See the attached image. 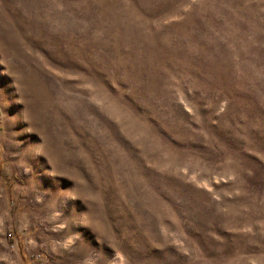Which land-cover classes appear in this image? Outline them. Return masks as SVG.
I'll return each instance as SVG.
<instances>
[{
  "label": "rangeland",
  "instance_id": "obj_1",
  "mask_svg": "<svg viewBox=\"0 0 264 264\" xmlns=\"http://www.w3.org/2000/svg\"><path fill=\"white\" fill-rule=\"evenodd\" d=\"M0 264H264V0H0Z\"/></svg>",
  "mask_w": 264,
  "mask_h": 264
}]
</instances>
